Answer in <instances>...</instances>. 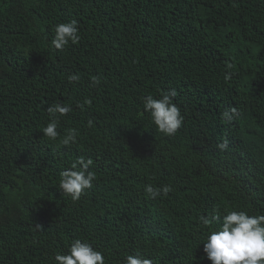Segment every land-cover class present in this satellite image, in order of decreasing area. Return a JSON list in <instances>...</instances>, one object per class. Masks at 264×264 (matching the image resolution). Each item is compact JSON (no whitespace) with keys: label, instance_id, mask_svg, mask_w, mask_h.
I'll use <instances>...</instances> for the list:
<instances>
[{"label":"trees","instance_id":"1","mask_svg":"<svg viewBox=\"0 0 264 264\" xmlns=\"http://www.w3.org/2000/svg\"><path fill=\"white\" fill-rule=\"evenodd\" d=\"M0 264H264V0H0Z\"/></svg>","mask_w":264,"mask_h":264}]
</instances>
